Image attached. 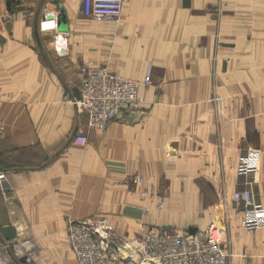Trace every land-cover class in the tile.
Masks as SVG:
<instances>
[{
    "label": "crops",
    "instance_id": "0c3cea01",
    "mask_svg": "<svg viewBox=\"0 0 264 264\" xmlns=\"http://www.w3.org/2000/svg\"><path fill=\"white\" fill-rule=\"evenodd\" d=\"M47 12L68 13L64 33L40 34ZM85 18L82 0H0V169L9 189L0 195L2 224L21 237L13 220L24 219L37 236L62 237L70 220L98 215L127 220L118 233L132 236L150 204L133 186L135 175L149 188L158 172L160 187L171 189L169 203H184L181 189L199 188L202 171L233 153L231 197L242 219L232 195L239 158L251 147L250 117L234 118L230 92L264 87V0H126L119 20ZM86 63L139 81L151 76L144 112L125 111L101 131L85 126L72 89ZM237 124L243 128L234 141ZM78 130L85 146L74 142ZM169 213L165 228L172 227ZM259 229L255 242L243 241L247 229L234 233L229 264H264Z\"/></svg>",
    "mask_w": 264,
    "mask_h": 264
},
{
    "label": "built area",
    "instance_id": "2783aa9c",
    "mask_svg": "<svg viewBox=\"0 0 264 264\" xmlns=\"http://www.w3.org/2000/svg\"><path fill=\"white\" fill-rule=\"evenodd\" d=\"M126 0H82L83 15L99 20H119ZM80 99L75 105L86 118L85 126L103 130L125 111H142V87L152 83L150 76L139 81L123 77L107 66L84 64L81 70ZM77 145L88 137L78 130ZM259 153L248 148L241 155L238 187L233 199L242 213L243 225L255 230L264 227V207L256 199ZM7 173L0 169V195L7 196ZM149 216L148 211L144 213ZM213 221L204 229H162L144 226L135 237H119L105 216L70 220L69 243L77 264H228L230 253L226 229ZM3 226L0 218V227ZM34 244L21 237H0V264H32Z\"/></svg>",
    "mask_w": 264,
    "mask_h": 264
},
{
    "label": "rangeland",
    "instance_id": "374dc122",
    "mask_svg": "<svg viewBox=\"0 0 264 264\" xmlns=\"http://www.w3.org/2000/svg\"><path fill=\"white\" fill-rule=\"evenodd\" d=\"M67 15L68 13L66 12L45 13L43 15V19L46 21L42 22L45 26H43L40 30V34H52L51 36H54L58 35L56 31L64 33L65 29L63 25L68 19ZM85 19L99 21L95 18ZM245 89L249 91L245 92ZM240 90L243 91V93L238 94L240 93L238 92ZM240 90L236 92V89H232V91L230 92V94L233 96V116L234 118L237 115L250 117L246 125L247 134L245 145H251V147L249 148L256 150L260 155L259 171L261 170V177L260 180L258 178L259 184V182L264 181V107H262L264 101H260V99H262V97L264 96V87L262 86V84L257 82L256 85L250 87L244 85V87ZM240 95L249 96V99H241ZM236 98L238 99L236 100ZM132 112L142 113L144 112V107L142 111ZM240 128L243 127L239 124L235 125L233 128L234 141L239 136ZM235 161L236 154L234 153L231 156H226L225 161H223L222 157H218L217 162L211 165L210 169L202 171L199 181V188L181 189V191L185 192L188 196L184 199V203H169L171 189L170 187H165L166 184H164L165 186L162 185L160 187V183L158 180L160 176L157 175L158 172H154L153 182L159 187L153 184V187L149 188H145L148 187V185L145 184V178L142 176V174H137L133 177V186H135L136 189L139 190L141 200L146 199L147 202L150 201V204L143 206L139 212V221L136 222L138 226L135 227L134 225H132V236H129V234L126 232L125 233L127 235H120L118 232H124L121 230V228H123V226L128 221H114L110 219L109 221L116 228L119 237L126 236L132 238L135 237L144 226L162 229H172L173 226L178 229H184L188 227L206 228L210 225L211 222L218 221L222 223L226 229V239L228 241V251L230 253V259L228 262L229 264L235 252L234 245L236 243V237L234 236V233L242 230L243 228L247 229L243 225V218L240 219L238 214L235 212V207L231 197V189L233 186L235 174ZM240 161L241 156L239 158L237 168H239ZM8 194L9 189L7 191V195ZM259 204L264 207V203L259 202ZM146 210L149 213L148 217L144 216ZM173 211V220L171 219L173 223L170 225L172 227L165 228L164 226H168V224H166L164 221H170V218H166V216L169 215L171 217L172 215L169 212L173 213ZM153 213H159L160 215L156 218L159 220L155 221L154 219L152 223L151 219L153 218H151V216ZM162 218H164V220H161ZM13 222L19 228L21 238L23 240L31 241L34 244L35 252L34 261L32 264H76V256L74 252L71 251L70 243L68 240L69 238L66 234H63L62 237L47 235L37 236L34 233V229L31 223H29L28 221L15 218ZM162 223L165 224L161 225ZM67 227L68 225L66 226V233ZM247 230L251 231L250 235L248 234L247 236L243 237V241L245 243H248V241L251 240L255 242L258 238L257 231L260 229Z\"/></svg>",
    "mask_w": 264,
    "mask_h": 264
},
{
    "label": "water",
    "instance_id": "95a60500",
    "mask_svg": "<svg viewBox=\"0 0 264 264\" xmlns=\"http://www.w3.org/2000/svg\"><path fill=\"white\" fill-rule=\"evenodd\" d=\"M41 51L45 59L47 60L50 68L55 71L54 66L51 64L48 57L46 56L45 49L42 45H41ZM72 93H73V98L75 101L80 99V88L79 87L73 88ZM191 231H194V229H191ZM0 237H2L3 239H13V238L19 237V234H18L17 229L13 225L6 224L0 227Z\"/></svg>",
    "mask_w": 264,
    "mask_h": 264
},
{
    "label": "bare ground",
    "instance_id": "6f19581e",
    "mask_svg": "<svg viewBox=\"0 0 264 264\" xmlns=\"http://www.w3.org/2000/svg\"><path fill=\"white\" fill-rule=\"evenodd\" d=\"M218 223V222H217Z\"/></svg>",
    "mask_w": 264,
    "mask_h": 264
}]
</instances>
